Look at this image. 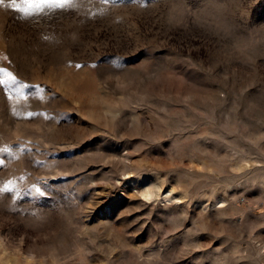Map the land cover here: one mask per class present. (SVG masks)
Segmentation results:
<instances>
[{
  "label": "rangeland",
  "instance_id": "rangeland-1",
  "mask_svg": "<svg viewBox=\"0 0 264 264\" xmlns=\"http://www.w3.org/2000/svg\"><path fill=\"white\" fill-rule=\"evenodd\" d=\"M0 3V264H264V0Z\"/></svg>",
  "mask_w": 264,
  "mask_h": 264
},
{
  "label": "snow or ice",
  "instance_id": "snow-or-ice-1",
  "mask_svg": "<svg viewBox=\"0 0 264 264\" xmlns=\"http://www.w3.org/2000/svg\"><path fill=\"white\" fill-rule=\"evenodd\" d=\"M3 0H0V3H2ZM63 0H25V4L28 6L27 9H24V11H27L28 9H39L42 4H57L62 3Z\"/></svg>",
  "mask_w": 264,
  "mask_h": 264
}]
</instances>
